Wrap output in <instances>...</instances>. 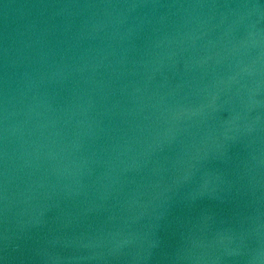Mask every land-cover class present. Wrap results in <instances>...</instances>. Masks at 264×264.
I'll list each match as a JSON object with an SVG mask.
<instances>
[{
    "label": "water",
    "instance_id": "95a60500",
    "mask_svg": "<svg viewBox=\"0 0 264 264\" xmlns=\"http://www.w3.org/2000/svg\"><path fill=\"white\" fill-rule=\"evenodd\" d=\"M0 264H264V0H0Z\"/></svg>",
    "mask_w": 264,
    "mask_h": 264
}]
</instances>
